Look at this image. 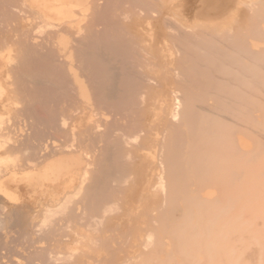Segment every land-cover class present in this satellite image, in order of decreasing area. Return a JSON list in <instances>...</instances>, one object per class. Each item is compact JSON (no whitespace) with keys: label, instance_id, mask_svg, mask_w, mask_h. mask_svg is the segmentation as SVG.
<instances>
[{"label":"bare ground","instance_id":"1","mask_svg":"<svg viewBox=\"0 0 264 264\" xmlns=\"http://www.w3.org/2000/svg\"><path fill=\"white\" fill-rule=\"evenodd\" d=\"M73 7L0 0V264H140L139 239L157 248L175 211L202 213L204 166L215 264H234V225L264 188V0ZM55 34L72 38L70 69Z\"/></svg>","mask_w":264,"mask_h":264},{"label":"rangeland","instance_id":"2","mask_svg":"<svg viewBox=\"0 0 264 264\" xmlns=\"http://www.w3.org/2000/svg\"><path fill=\"white\" fill-rule=\"evenodd\" d=\"M78 1L80 4L81 0ZM78 1L71 0L72 5L76 7H73L71 9L72 13H70V16H72L73 19L76 20L82 19V16L80 14H85V15L90 14L91 11H89L90 10L89 8L91 7V1L93 0L90 1L83 0L82 2L84 3L81 2L83 6L80 4V7H78L79 6V4L77 3ZM225 19L226 17L222 19L220 18L219 20L215 21V23H222ZM80 24H84V20ZM163 28L161 26V29L158 28L154 33L163 40V46H164L163 55H166V57L164 56L162 61L163 62L165 61L166 64L165 67L162 68V71L166 73L169 72V70L172 67L174 68L175 62L172 51L168 50L169 43L166 41V36L164 35L166 31L164 30L165 28L164 29ZM216 29L217 28H215V31ZM154 33L152 32L153 35ZM64 37L66 36H63L62 34L59 35L55 34L53 35L54 40L52 42L55 46L56 51L62 57L63 63H65V65L66 63L70 64L67 67L68 69H70L72 68L71 65L75 63L71 51L72 38L70 36H67L65 40ZM67 40L69 41V43ZM62 41H64L65 43ZM139 44L140 47L141 48L143 47V49L145 50H148V48H150L148 42L144 41V42H140ZM146 46L148 48H146ZM150 50H152V48ZM69 55L73 57L74 61L71 59ZM71 60L74 62L73 64H71L72 63ZM4 69H6V66ZM75 70L73 68L71 73L68 70L66 71L71 76L74 77L73 78L70 76L71 81L74 82V84L76 85V90H77L76 95L79 96L81 95V91L87 92V87L83 85L84 82L83 78H82L83 82H80L81 78L80 80H78V77L77 80L75 79L77 75L75 76L73 73H77V74L79 73L76 72ZM170 77H171L170 74H166L165 75L166 81ZM75 80L80 83L81 85V86L79 85L80 87L84 86L82 87V90L80 89V87H78V84H76ZM166 88L167 90H169L167 86ZM79 90L81 91L79 92ZM84 92L82 93V95L86 93ZM86 95H88V92L86 93ZM86 95H83L84 98L79 96L78 99L81 101H85ZM164 100L167 101V98H165ZM203 171L204 172L202 178L198 180L199 186L194 190V192L198 193L199 195V197L195 199V202H197L196 208L197 210H201L202 213L199 214L197 211H193L191 213L192 219L190 218L184 219L183 216L184 214L180 210L175 211L174 212L175 215L170 219V227H168V229L169 228L171 229V233H169L168 235H164L162 238L156 237L155 246H157V248L144 249L141 246V239H139L137 244H134L133 247L137 249L135 256L138 257V262L140 264H143L144 261H149L150 264H215V232L212 227V224L214 226L215 223L213 222L214 221L213 219L215 218V214H213V212L215 211V195H214L215 169H211L210 167L208 168L204 166ZM209 190H213V192L210 191L209 195H207L206 193H208ZM210 195L211 197H209ZM252 203L253 204H251V206L256 209H251V211H249V216L246 218L245 222L243 223L244 228L241 230L243 233H240V231H238L240 230V227H237V224L234 225V236H233L234 264H264V235H263L264 234V188L261 193V198L258 201L257 199L253 200ZM202 217L204 221L202 220ZM143 233L144 231H140L139 237L142 236ZM240 234L241 236L239 237ZM104 236H107V234ZM175 246H180V247L176 248ZM75 264H84V262L80 260V257H78L76 258ZM114 264H119V261L118 262L115 261Z\"/></svg>","mask_w":264,"mask_h":264}]
</instances>
